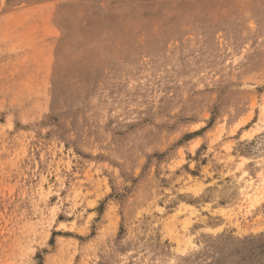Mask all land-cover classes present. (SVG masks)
Here are the masks:
<instances>
[{"label":"rangeland","instance_id":"374dc122","mask_svg":"<svg viewBox=\"0 0 264 264\" xmlns=\"http://www.w3.org/2000/svg\"><path fill=\"white\" fill-rule=\"evenodd\" d=\"M0 264H264V0H0Z\"/></svg>","mask_w":264,"mask_h":264},{"label":"crops","instance_id":"0c3cea01","mask_svg":"<svg viewBox=\"0 0 264 264\" xmlns=\"http://www.w3.org/2000/svg\"><path fill=\"white\" fill-rule=\"evenodd\" d=\"M70 9L55 10L54 26L57 36L54 41L50 72L54 88L64 83L67 74L71 78L73 77L72 81L78 80L80 76L84 77V72L96 76V69H102L103 65L109 67L111 59L119 60L117 55L119 49L114 47L111 51L110 38L107 39V49L103 55V47L98 44L95 45L94 41L91 42L87 37L86 22L85 24H77V26L69 22L70 14H72ZM91 49L92 53L89 52ZM103 57L104 63L101 62ZM95 67L96 69L93 71Z\"/></svg>","mask_w":264,"mask_h":264}]
</instances>
